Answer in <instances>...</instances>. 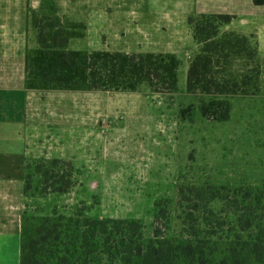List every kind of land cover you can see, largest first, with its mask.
<instances>
[{"label":"trees","instance_id":"1","mask_svg":"<svg viewBox=\"0 0 264 264\" xmlns=\"http://www.w3.org/2000/svg\"><path fill=\"white\" fill-rule=\"evenodd\" d=\"M233 19L203 14L187 19L198 51L188 65L182 94L188 102L177 109L180 122L227 123L233 100L261 94L257 40L220 32ZM29 26L35 47L28 46L24 57L27 90L137 94L145 86L158 97L178 93L180 61L174 54L71 50L70 42L83 39L87 28L70 21L53 0L27 8V32ZM30 169L36 192L56 198L72 192L80 171L70 162L44 159L28 161L24 171ZM29 179L24 176L22 222ZM180 180L171 202L181 225L176 235L167 234L168 200L155 203L146 235L136 221L98 224L84 202L49 206L28 218L35 229L20 247L19 264H264V175L255 183Z\"/></svg>","mask_w":264,"mask_h":264},{"label":"rangeland","instance_id":"2","mask_svg":"<svg viewBox=\"0 0 264 264\" xmlns=\"http://www.w3.org/2000/svg\"><path fill=\"white\" fill-rule=\"evenodd\" d=\"M40 1L28 0V4L39 5ZM53 1L70 21L87 28L83 39L70 42L71 50L162 53L179 45L178 93L158 97L145 86L137 94L52 93L46 103L54 114L59 110L62 116H82L84 157L78 166L81 169L76 186L59 198L39 195L33 169L24 171L31 188L26 200L27 215L20 225L28 236L35 229V222L28 218L36 211L80 202L92 206L90 214L98 224L136 221L146 235L151 232L154 205L160 200H168L172 220L167 234L174 236L181 225L174 219L176 209L171 202L176 200L180 177L185 181L244 179L255 183L264 175V25L250 27L233 22L228 28L257 36L261 94L233 100L227 123L212 124L198 118L182 123L177 119V109L188 102L182 94L190 59L197 53L187 21L163 12L162 0ZM174 31L183 39L175 44ZM27 36L32 49L35 32L31 26ZM95 120L98 151L89 154L85 151L92 144L88 134L95 135ZM51 132L55 135V128Z\"/></svg>","mask_w":264,"mask_h":264},{"label":"crops","instance_id":"3","mask_svg":"<svg viewBox=\"0 0 264 264\" xmlns=\"http://www.w3.org/2000/svg\"><path fill=\"white\" fill-rule=\"evenodd\" d=\"M162 1L163 12L176 14L184 21L202 14L234 17L230 24L221 27V33L233 32L228 29L233 22L250 27L258 23L264 25V5L255 6L252 0ZM38 6L28 4V0H0V264H19L20 247L28 237L24 226L20 225L24 210L26 163L36 159L60 160L81 169L78 166L84 157L81 147L82 116H62L59 110V114H54L46 101L52 93L59 91H30L24 86V57L28 47L27 8L36 9ZM235 33L253 36L259 43L255 34ZM173 34L177 37L174 44L183 40L178 32L174 31ZM162 53H171L178 58L179 45ZM65 118L71 121H65ZM52 127L56 130L55 135L51 132ZM93 127L95 135L93 132L88 134L92 144L85 151L89 154L98 151V121L93 122Z\"/></svg>","mask_w":264,"mask_h":264}]
</instances>
